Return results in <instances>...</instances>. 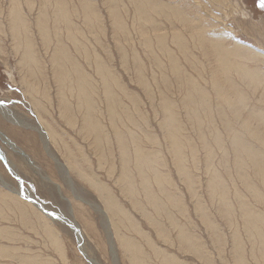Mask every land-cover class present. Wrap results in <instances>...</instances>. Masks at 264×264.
I'll use <instances>...</instances> for the list:
<instances>
[{
  "label": "rangeland",
  "instance_id": "374dc122",
  "mask_svg": "<svg viewBox=\"0 0 264 264\" xmlns=\"http://www.w3.org/2000/svg\"><path fill=\"white\" fill-rule=\"evenodd\" d=\"M257 4L0 0V264H264Z\"/></svg>",
  "mask_w": 264,
  "mask_h": 264
},
{
  "label": "bare ground",
  "instance_id": "6f19581e",
  "mask_svg": "<svg viewBox=\"0 0 264 264\" xmlns=\"http://www.w3.org/2000/svg\"><path fill=\"white\" fill-rule=\"evenodd\" d=\"M14 0H10V2H13ZM44 9H46V8H44ZM43 10V9H42ZM47 10V9H46ZM45 10V11H46ZM59 12V11H58ZM42 13H44V11L42 12ZM45 14V13H44ZM45 16V15H44ZM9 17H11L10 18V20H11V27H10V29H9V31H11V33H12V36H11V38L13 39L12 40V42H13V49L15 50V52L16 53H19V51H20V47L22 46V41H21V36H20V29H19V26H18V22L20 21V20H22V22L24 23V25H25V21H24V19H23V17L21 16V14L17 11V10H14V9H11L10 10V12H9ZM23 32L25 33V40L26 39H29L30 37L28 36V32H27V29H25V26H23ZM213 35H214V33H213ZM205 36H202L201 37V39H203ZM224 38V37H223ZM211 39V41H212V46H213V48H214V51H215V54H216V57L217 58H227V57H229V56H231V55H233V52L232 51H229V50H227V48H226V46L225 45H223V39L221 38V37H216V36H214V37H211L210 38ZM31 44V41L25 46V48H24V51L22 52V54H20V56H19V60H17L18 61V65H25L26 66V68H24V69H19V72H18V74L19 73H21L22 71H24V70H26L27 71V73L24 71V75L26 74V75H29L31 78H32V80L35 78V75H36V72H35V70H34V68L35 69H40L39 68V62H38V60L36 59V56L35 55H32V54H28L27 55V49H28V47H29V45ZM47 48V47H46ZM49 48V47H48ZM12 49V50H13ZM2 51V47H1V44H0V55H1V52ZM17 55V54H16ZM0 59H1V57H0ZM51 59H53L52 60V62H54V63H52V65L56 68V70H57V68L59 67L58 66V61H57V59L55 58V57H51L50 58V60ZM5 64H6V61H5ZM8 65V64H7ZM78 64H76L75 62H71V66H72V69L74 70V72L78 75V76H81V71L79 70V67L77 66ZM54 68V69H55ZM16 69V68H15ZM237 69V68H236ZM8 70V69H7ZM9 70H10V68H9ZM18 70V69H17ZM230 70V68L229 67H227L226 68V71H229ZM55 73H53V74H56V72L57 71H54ZM8 73V75L11 77V75H10V72H7ZM12 74V73H11ZM22 74V73H21ZM38 75V74H37ZM83 75V74H82ZM56 76H57V74H56ZM55 76V77H56ZM246 76H248V75H246ZM29 78V77H28ZM20 79H24L23 77H22V75H21V78ZM22 80H20V81H22ZM24 81V80H23ZM36 81H37V79L35 80V83H36ZM33 82H34V80H33ZM21 84H24V83H22L21 82ZM25 84L27 85V83H26V81H25ZM36 84H38V83H36ZM28 86H32V84H28ZM1 105V104H0ZM0 108H2V105L0 106ZM0 112H2V110H0ZM263 120H264V117L262 118ZM85 122V121H84ZM97 129H98V126H97ZM45 132V131H44ZM46 134H48L49 136H50V138H52L53 140H55V134H53V133H51V132H48V131H46ZM6 142H7V144L8 145H10V146H14L8 139H6ZM0 154H1V156L3 157V159H4V155H3V153L1 152V150H0ZM25 156V155H24ZM245 156L248 158V160L249 161H251L254 165H256V167H257V169H260L259 171H264V160L262 159V157L259 155V154H257V153H255V152H253V151H251V150H245ZM125 158V157H124ZM29 159V158H28ZM7 161V160H6ZM126 165V164H125ZM19 181V180H18ZM20 182V181H19ZM20 189H21V191H24V189L23 188H21L20 187ZM23 195H25L27 198H28V201L29 200H31V198H30V196H29V194H24L23 193ZM33 199V198H32ZM30 203H31V201H29ZM32 205H34L35 203H31ZM36 205V207H38L39 209H42L40 206H38L37 204H35ZM34 205V206H35ZM42 211L44 212V213H46L48 216H51V217H56V218H58V219H60L64 224H66L67 226H69L70 228H73V230L75 231V233H77V240H79V242H81L82 240H81V234H80V230L76 227V225L74 224V223H72V222H70L69 220H67L66 218H63V217H60V216H58V215H53V214H51V213H48V212H46L45 210H43L42 209ZM248 218V217H247ZM79 246V245H78ZM79 249H80V247H79ZM79 251H81V249L79 250ZM82 252V254L84 255V257L86 258V260H87V262L89 263V264H97V263H95L93 260H91L89 257H87V255L84 253V251H81Z\"/></svg>",
  "mask_w": 264,
  "mask_h": 264
},
{
  "label": "snow or ice",
  "instance_id": "6c2138e0",
  "mask_svg": "<svg viewBox=\"0 0 264 264\" xmlns=\"http://www.w3.org/2000/svg\"><path fill=\"white\" fill-rule=\"evenodd\" d=\"M257 7L264 11V0H258Z\"/></svg>",
  "mask_w": 264,
  "mask_h": 264
},
{
  "label": "water",
  "instance_id": "95a60500",
  "mask_svg": "<svg viewBox=\"0 0 264 264\" xmlns=\"http://www.w3.org/2000/svg\"><path fill=\"white\" fill-rule=\"evenodd\" d=\"M0 158L3 159V157L1 156V154H0ZM71 229L73 230V228H71ZM73 231H74V230H73ZM74 232H75V231H74ZM76 235H77V233H76Z\"/></svg>",
  "mask_w": 264,
  "mask_h": 264
}]
</instances>
